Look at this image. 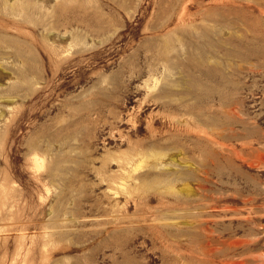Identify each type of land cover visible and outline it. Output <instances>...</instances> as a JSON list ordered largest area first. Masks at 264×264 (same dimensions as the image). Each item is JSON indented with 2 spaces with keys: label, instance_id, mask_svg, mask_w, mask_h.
<instances>
[{
  "label": "rangeland",
  "instance_id": "obj_1",
  "mask_svg": "<svg viewBox=\"0 0 264 264\" xmlns=\"http://www.w3.org/2000/svg\"><path fill=\"white\" fill-rule=\"evenodd\" d=\"M185 3L0 0V264H264V17Z\"/></svg>",
  "mask_w": 264,
  "mask_h": 264
},
{
  "label": "bare ground",
  "instance_id": "obj_2",
  "mask_svg": "<svg viewBox=\"0 0 264 264\" xmlns=\"http://www.w3.org/2000/svg\"><path fill=\"white\" fill-rule=\"evenodd\" d=\"M63 1V0H62ZM179 1V0H178ZM187 1V3H185L184 5H183V7H182V10H181V13H180V15H179V18H178V20L179 21H182L183 19H184V17H186L185 15H186V12H187V10L189 9V8H191V7H197L198 9H199V11L198 12H200L201 14H206V13H208L209 12V10H215L216 12L218 11H226V10H238V11H241L242 13H243V17L241 18L239 15L236 17H234L233 16V18H235V20H239V19H241V21H242V19H244V18H247L248 19V17H254V18H256V17H261V16H263L264 17V0H246V1H242V0H240V1H236V0H186ZM240 2V3H239ZM238 3V4H237ZM38 5H40V4H38ZM43 5V4H42ZM41 5V6H42ZM61 5V4H60ZM29 6V5H28ZM33 6H35V5H33ZM62 6V5H61ZM18 7V6H17ZM30 7V6H29ZM6 8V7H5ZM43 8V7H42ZM56 8H57V6H56ZM238 8V9H237ZM8 9V8H7ZM21 9H23L24 10V8L23 7H21ZM29 9V8H28ZM31 9H33V8H31ZM34 10H35V7H34ZM36 10H37V7H36ZM35 10V11H36ZM54 10V9H53ZM3 11V10H2ZM5 12L4 13H6V11L7 10H4ZM18 11V10H17ZM16 11V13L15 12H13V11H11V15H13V17L15 18H18V17H23V15H22V12L21 11H19V12H17ZM27 10H25V12H26ZM1 12V11H0ZM28 12V11H27ZM31 12V11H30ZM34 12V11H33ZM2 13V12H1ZM29 13V12H28ZM32 13V12H31ZM39 13V12H38ZM37 13V14H38ZM233 13V12H232ZM8 14V13H7ZM26 14V13H25ZM36 14V13H35ZM188 14V13H187ZM193 14V13H192ZM210 14V13H209ZM209 14H207L206 16H204V15H202V17L204 16L205 18H204V20L202 21V22H204V21H207L208 20V22H212L214 25H225L226 24V21H230V18H231V16L232 15H230V18H228V17H225V16H223V14L222 15H220L219 13H216V14H218L220 17H218V15H209ZM4 15V14H3ZM9 15V14H8ZM11 15H10V17H11ZM33 15V14H32ZM190 15V14H189ZM31 15H28V17H30ZM39 16V15H38ZM47 16V15H46ZM48 17V16H47ZM47 17H45V18H47ZM7 18H9V17H7ZM15 18V19H16ZM32 18V17H31ZM36 18H37V16H36ZM44 18V19H45ZM19 19V18H18ZM23 19V18H22ZM38 19H40V18H38ZM232 19V18H231ZM13 20V19H12ZM11 19H10V21H12ZM202 20V19H201ZM30 21H31V19H30ZM42 21V20H41ZM47 20H45V22H46ZM15 23L16 24V22H17V19L15 20V21H12V23ZM21 22H23L24 23V20L23 21H21ZM32 23H33V20L31 21ZM30 22V23H31ZM44 22V23H45ZM198 22V21H197ZM28 23V22H27ZM42 23V22H41ZM44 23H43V25H44ZM18 24H19V21H18ZM38 24V23H37ZM45 24H47V23H45ZM212 24V25H213ZM19 25H21V24H19ZM182 25V24H181ZM229 25V24H228ZM5 26V25H4ZM7 26H9V25H7ZM11 26V25H10ZM13 26V25H12ZM15 26V25H14ZM1 27V26H0ZM45 28H46V26H44ZM2 28V27H1ZM8 28V27H7ZM48 28V27H47ZM53 28V27H52ZM205 28V27H204ZM207 28H212V27H207ZM15 29V28H14ZM215 29V28H214ZM221 29V28H220ZM4 30H5V28H4ZM13 30V29H12ZM15 31V30H14ZM18 31V30H17ZM212 31V30H211ZM208 32H210V30L209 31H205V33H204V31L202 30V33H204V34H208ZM217 33V32H216ZM0 36H1V34H0ZM6 38V37H5ZM11 38V37H10ZM16 39V38H15ZM32 41H34V40H32ZM32 41H30V42H32ZM35 41H36V39H35ZM37 42H39V41H37ZM8 43V42H7ZM28 43V42H27ZM39 43H41V41L39 42ZM45 43H47V42H45ZM12 44V43H11ZM34 44V43H33ZM37 44V43H36ZM35 45V44H34ZM43 45V44H42ZM42 45H41V47H42ZM50 46H49V50L51 51V53L55 56V57H62V58H64V55H65V53H66V50H61L59 47H57V46H55L54 44L52 45V42H51V44H49ZM13 47V46H12ZM38 47H39V45H38ZM32 48V47H31ZM40 48V47H39ZM43 48H45L44 46H43ZM13 49H14V47H13ZM11 49L12 51H14L15 50V55L17 56V57H22V56H24L23 55V53L21 52V51H19V50H21V49ZM41 49V48H40ZM46 49V48H45ZM39 50V49H38ZM45 51V50H44ZM5 52V51H4ZM10 52V51H9ZM37 52V51H36ZM30 53V52H29ZM27 54V53H26ZM25 54V55H26ZM38 54V53H37ZM27 56V55H26ZM25 56V57H26ZM37 56V55H36ZM36 56H33V58H32V56H31V58H30V56H29V58L30 59H32L33 61L36 59ZM5 58V57H4ZM13 58V57H12ZM14 58H16V57H14ZM27 58H28V56H27ZM28 58V59H29ZM37 58H38V56H37ZM6 59V58H5ZM13 60H16V59H13ZM39 60V59H38ZM6 61H7V59H6ZM6 61H5V63H6ZM10 62V61H9ZM39 64V63H38ZM15 65H17V63L15 64ZM18 65H20V64H18ZM26 67V66H25ZM13 69H17V67H12ZM12 69V70H13ZM15 69V70H16ZM18 69H20V66H19V68ZM21 69H23L24 70V68H21ZM171 69V68H170ZM18 71V70H17ZM16 71V72H17ZM20 71V70H19ZM20 73V72H19ZM26 73V72H25ZM18 74V73H17ZM20 75V74H19ZM21 76V75H20ZM19 76V77H20ZM32 81V80H31ZM28 82V81H27ZM33 83V82H32ZM12 88V87H11ZM14 89V88H13ZM212 95V94H211ZM181 104V103H180ZM183 104V103H182ZM189 105V104H188ZM182 106V105H181ZM185 110V109H184ZM190 110V109H189ZM200 111V110H199ZM203 111V110H202ZM232 111H233V109H232ZM184 112V111H183ZM183 112H182V116H184V115H188V116H190L192 113H190V114H187L188 112L187 111H185V113L183 114ZM181 113V112H180ZM234 113V112H233ZM207 116V115H206ZM191 117V116H190ZM192 118V117H191ZM194 120H195V118H193ZM182 121V120H181ZM196 121H197V119H196ZM7 122V120H5V123ZM4 123V122H3ZM178 123H180V121L178 122ZM233 147V146H232ZM234 148H236V147H234ZM235 152V151H234ZM33 153V152H32ZM34 155V154H33ZM234 155H236L237 156V154H235L234 153ZM239 156V155H238ZM59 162V161H58ZM61 163V162H60ZM129 162H126L125 164H128ZM53 165V164H52ZM121 166V165H120ZM121 167H123L122 169L124 170V168H125V165H122ZM58 169V165L56 164V165H53V166H51L49 169H48V171H49V173L50 174H53L56 170ZM123 172V171H122ZM121 171H120V173H122ZM131 173V172H130ZM121 179H122V181H124V182H120L119 183V185H120V189L124 192H126L127 194L129 193L128 192V189H129V183L128 182H130L131 183V185L133 186V184H134V186L133 187H136V189H137V185H138V182H136V180H139L140 178L139 177H136V176H134V175H132V174H129L128 172H126V175L125 174H123V175H121V177H120ZM118 179V178H117ZM121 179H119V180H121ZM171 180V179H170ZM113 181V180H112ZM116 182V181H115ZM168 184H169V182H168ZM130 185V186H131ZM173 185V184H172ZM174 186V185H173ZM173 186H172V188H173ZM166 187V189H167V187H169V185L168 186H165ZM163 189V188H162ZM182 189V188H181ZM179 190V191H182V190ZM114 190V189H113ZM139 190V189H138ZM168 190H169V188H168ZM174 190V189H173ZM183 190L185 191H188L189 190V187L187 186V185H184L183 186ZM116 191V190H115ZM189 192V191H188ZM116 193V192H115ZM161 194H163V193H165V191H161L160 192ZM174 193H176V189H175V191H174ZM113 194V193H112ZM130 196H131V194H130ZM136 197V196H135ZM133 200V199H132ZM135 201V200H134ZM209 208H211V205H207ZM216 207V206H215ZM159 216V215H158ZM174 216V215H173ZM175 219V218H174ZM177 219V218H176ZM158 220V219H157ZM160 220V219H159ZM162 220H164V219H162ZM173 220V219H172ZM165 221V220H164ZM166 226H167V224H166ZM170 226V225H169ZM202 227V226H201ZM0 228H1V226H0ZM225 241V240H224ZM241 241V240H240ZM243 242V241H242ZM225 244H227L226 243V241L224 242ZM236 243H238V242H236ZM218 244V243H217ZM214 245V246H219V245H221V244H219V245ZM228 246L229 247H232V246H236V244H234V242H230L229 244H228ZM212 247V246H211ZM208 251V250H207ZM230 254V253H229ZM243 254V253H242ZM211 257H212V255H210ZM227 256V255H226ZM230 258V257H229ZM239 260V259H238ZM241 260V259H240ZM215 261V263H213ZM241 261H243V258H242V260ZM244 263V262H243ZM242 262H240V261H238V262H236V261H234V260H229V259H226V257H224V258H222V259H220V260H212V262H211V264H243Z\"/></svg>",
  "mask_w": 264,
  "mask_h": 264
}]
</instances>
